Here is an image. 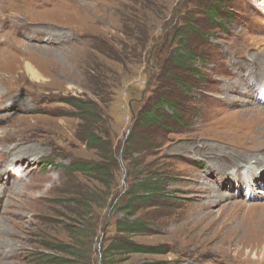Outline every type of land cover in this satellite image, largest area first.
<instances>
[{"label": "rangeland", "instance_id": "374dc122", "mask_svg": "<svg viewBox=\"0 0 264 264\" xmlns=\"http://www.w3.org/2000/svg\"><path fill=\"white\" fill-rule=\"evenodd\" d=\"M9 2L0 0V264L69 258L51 249L71 238L100 264L102 244L119 236L148 253H109L107 264H264V0ZM187 50L193 58L175 63ZM161 103L177 115L163 109L158 126L139 129V111ZM78 162L104 171L81 174ZM151 174L162 196L125 218V191ZM136 219L138 230L117 231Z\"/></svg>", "mask_w": 264, "mask_h": 264}, {"label": "trees", "instance_id": "16d2710c", "mask_svg": "<svg viewBox=\"0 0 264 264\" xmlns=\"http://www.w3.org/2000/svg\"><path fill=\"white\" fill-rule=\"evenodd\" d=\"M209 11L213 12V14H216V9L212 8V10ZM182 40V37L179 38V47H182V43L180 42ZM191 55V56H190ZM194 56L193 52L191 50L183 51V54L177 58V62H175L176 57L172 56V60L175 63H187L186 61H189ZM66 103L69 104L71 107H73L76 111L85 114L88 116L91 112V106L87 101H81L75 98H70L66 100ZM175 109V106L172 104H160V106H152L151 108L147 110H141L138 113V118L136 119V123L138 124L139 129L141 128H147L149 126H158L159 123L158 119V113L160 111L164 110H171V115L174 117V115H177L176 112H174L172 109ZM162 123V122H160ZM164 125V124H163ZM166 126V125H165ZM138 134V133H137ZM85 141L87 143L91 144L90 148L93 149H99L100 145H102V139L97 136L92 131H86ZM136 138V137H135ZM112 144L107 139V156L110 157V160H113L114 154L112 150ZM73 169H75L76 172H79L81 174H95V175H102L104 168L99 163H88V162H78L71 165ZM107 172H109V169L107 168ZM161 176H156L154 174H151L144 178V180H138L133 185L128 188V190L125 191L126 195V202L122 203V205L119 206L120 211L123 213L124 217L126 218L129 215H132L135 212V203H141V204H147L148 201H152L155 196L161 197L162 194L159 192V185L161 182L160 179ZM109 184L107 183V187ZM108 197V195H107ZM108 200V198H107ZM143 224L140 223L137 219L133 220V222H128L127 220H121L117 222V231L122 235V233H132L135 230H138L139 226H142ZM69 234L72 231H68ZM95 235V234H94ZM81 237V235H80ZM77 238H71L73 243L71 244H60L59 246H56L51 249V251L57 252L59 254H65L68 255L69 258L66 257H60L59 255L53 256V254H42L43 260L50 261V264H90L93 260V252L91 247L86 248V252H81L80 249L87 247V244L82 242V240H79L80 242H77ZM121 250L126 251L127 253H142L147 254L146 251L147 248L143 246H138L135 244H132L130 241H126L124 239V236H119L115 239V245L108 246L106 244H102L101 246V260L100 264H107V256L109 253H118L121 252ZM150 264H161L157 262H153Z\"/></svg>", "mask_w": 264, "mask_h": 264}, {"label": "bare ground", "instance_id": "6f19581e", "mask_svg": "<svg viewBox=\"0 0 264 264\" xmlns=\"http://www.w3.org/2000/svg\"><path fill=\"white\" fill-rule=\"evenodd\" d=\"M5 1H7L8 2V4L10 3L9 2V0H5ZM21 2V1H20ZM5 8H7V7H5ZM7 9H10V8H7ZM1 12V11H0ZM29 69H31V67L29 66V63H27V62H25L24 63V70L26 71V72H29ZM34 73V72H33ZM31 74V73H30ZM33 76V75H32ZM36 78V77H35Z\"/></svg>", "mask_w": 264, "mask_h": 264}]
</instances>
